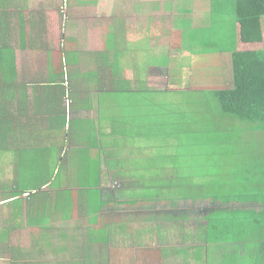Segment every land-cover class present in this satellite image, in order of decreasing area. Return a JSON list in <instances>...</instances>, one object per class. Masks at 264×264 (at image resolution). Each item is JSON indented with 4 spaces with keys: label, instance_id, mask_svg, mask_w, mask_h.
<instances>
[{
    "label": "crops",
    "instance_id": "1",
    "mask_svg": "<svg viewBox=\"0 0 264 264\" xmlns=\"http://www.w3.org/2000/svg\"><path fill=\"white\" fill-rule=\"evenodd\" d=\"M113 1L120 4H117L118 9L112 16H107L102 9L106 2ZM0 4L4 6L2 9L5 10L11 25L10 34L13 35L14 48L18 45L23 51L46 49L55 54L62 51L66 54L78 47L82 50L83 57V59H73L68 65L66 56L62 54L66 92L58 104L60 106L55 107L56 115L59 114V117L55 116V122L42 123L37 117L34 124L27 121L17 124L16 128L22 129V137L19 138L20 132L7 135V150L0 162L2 172L0 185L5 183L13 190L20 186L28 187L30 195L26 197L36 195L30 204V211L34 215H30L27 207L29 204L26 202L23 209L25 215L23 228L11 232L10 237L7 238L18 251L27 254L19 260L18 251L17 253L15 251L14 258L16 257L23 264H167L172 259L180 258L174 252L176 249L174 242L179 246L178 249L183 247L180 237L172 234L168 242L167 237L162 234L159 237L157 234H147V231L135 229L141 227L144 222L136 219L133 224L131 220L135 218L129 216H133L134 210L139 212L136 206H141V202L130 206L129 221L120 219L113 221L103 218L105 211L111 213L112 211L111 208L103 207L98 201L100 211L96 215L99 219H95L92 217L94 213H88L89 206L91 210L94 201L89 205L91 200L88 199L87 203L82 204V197L78 194L77 187L80 180L95 176L94 169L100 164L94 178L101 181L97 195L106 190L105 178L115 189L126 181L130 183V188L125 189L126 191L133 192L136 189L134 180L138 178L137 176H129L127 173L125 179H118L122 169L120 163L115 165L117 160L114 156L118 155L116 149L124 145L123 142L117 144V140L125 138L124 132L127 129H123V124L116 118H108L107 112H103V108L112 109V102L104 101L102 98L112 94L102 92L110 89L112 67L115 70L122 68L120 77L117 76V82L134 84V87L139 86L141 89L154 91L157 89L146 87L152 73L147 79H141L140 84L136 72L132 78L126 77L135 66L128 67L124 61L119 64L117 61L123 60L124 54L118 55L117 58L112 57L113 54L140 52L141 56L143 53L138 45L144 41L148 47L163 52L172 53L180 50L177 44L181 41L180 32L185 28L184 26L196 29L199 37L229 35V42L225 47L209 41L207 47L202 50L213 48L216 50L203 53L204 59L210 55H220L221 52H228L231 58L233 50L252 51L256 48H264V43L253 45L245 44L240 40V26L234 18L228 16V12L233 11L235 0H0ZM16 4L22 5L14 7ZM99 13H103V18L99 16L95 18V14ZM160 15L164 17L170 15L169 25L172 32L170 34L174 35L173 39L170 35L168 41L164 37L151 38L154 34L152 22ZM132 17L135 19L134 25H131ZM225 18L231 20L230 25L220 24ZM215 27H219L222 33H214ZM20 34H26V42L20 41L22 40ZM24 44L26 47L22 48ZM56 45H60L61 49L56 51ZM153 53L156 54L155 51ZM127 58L135 61L137 54L129 53ZM223 58L224 55H220L221 62ZM54 62L56 63V58ZM48 64L43 63L42 67H46L43 73L46 75L42 77L34 75L37 72L36 62L24 64L22 70L24 75L20 77H24L28 85L34 83V76L38 82L43 83L49 73ZM90 71L91 75H89ZM188 79L182 73L180 78L175 79V83H168L166 77V86L171 84L172 89L168 87L171 91L174 86H178V90L181 84L188 82ZM101 105L102 109H100ZM28 115L31 118L32 113L28 111ZM42 115L47 118L46 111ZM103 115L105 118L101 124ZM33 129L35 131H32ZM75 180L78 182L77 187L71 185ZM25 190L27 193V189ZM0 205L3 207V204ZM116 209H120V206ZM30 217L35 221L32 225L28 223ZM128 223L133 224L134 227H128L130 226ZM89 224L106 226L107 233L120 229L122 231L120 234L128 233L126 230H130L131 233L137 230L142 234L123 236L114 233L108 236L110 244L104 246L94 242L98 229H95V225L90 227ZM123 224L127 225L126 229L122 227ZM151 236V242L146 244ZM122 240L130 243L132 248H125L126 244L124 248L116 246V242L121 243ZM28 252L29 258H27ZM113 254H117L118 257L111 259ZM165 254L168 257H165ZM98 257H102L103 260L96 261ZM5 261L10 264L9 254Z\"/></svg>",
    "mask_w": 264,
    "mask_h": 264
},
{
    "label": "trees",
    "instance_id": "2",
    "mask_svg": "<svg viewBox=\"0 0 264 264\" xmlns=\"http://www.w3.org/2000/svg\"><path fill=\"white\" fill-rule=\"evenodd\" d=\"M3 7L0 4V162L7 150V135L11 136L20 132L19 138L23 136L22 129L16 128L17 124H23V121L34 124L37 117L38 121L42 123L43 121L45 123L48 121L50 123L55 122V116L59 117V114L56 115L55 107L61 102L62 96L66 92V88H64L66 74L64 64H62L64 61L62 52L61 61L57 60L55 63L53 59L48 64L49 73L43 83L35 79V76L38 77L37 74H34V83L30 85L26 83L24 77H20L22 75L17 68V46L15 49L12 45L11 25L5 10L2 9ZM232 10V13L228 12V16L234 18L237 25L240 26V40L245 44L264 43V0H235ZM184 27L180 32V37L184 42H187V45L174 52L176 54L188 52L195 56L204 52V50L198 49L201 40L196 34V29H192L191 26ZM19 37L22 39L20 41L26 42V34H20ZM24 47H26L25 44L22 45V48ZM50 53L53 54V52ZM124 53L116 52L112 57L117 58L118 55L122 56ZM163 54L167 58V52H163ZM172 63L173 60L170 58L164 60L161 62V68L166 71V77L170 83H175V79L180 78L184 71L181 68L172 67ZM157 64L158 62H156V66H158ZM231 66L232 72L227 73L230 80L227 82L224 79L226 72L222 73V77L217 79V83L213 85L215 88L209 87V90L207 89L208 100L218 104L222 118L229 117L237 122L248 124L250 125L248 127L250 133L257 132L264 135V48H256L252 51L233 50ZM111 70L110 89L104 90L102 93L176 92L171 91L168 87L162 91L141 89L139 86L130 87V83H120L116 80L117 76L120 77L122 68L115 70L112 67ZM134 72L137 75L138 67H134ZM137 81L138 84L141 83L139 78ZM220 81L222 83H219ZM30 90H33L32 94L29 92ZM16 99H18L17 103ZM39 109L42 113L46 111L47 118L42 115ZM28 111L32 113L31 118ZM64 116L66 120V114ZM64 122L62 123L63 126ZM253 134L256 135V133ZM257 136L259 135L253 136L250 140L260 141L259 138H256ZM253 159L262 165L261 171L246 170L244 174L246 179L257 180L251 185L249 183L243 185L244 193L230 192L226 198H222L221 195L210 194L209 190L217 191L216 184L207 186L208 194L205 196L202 194L203 192H189L188 187H184L187 186L186 182H182L184 185H173L166 184L167 180H155L156 182L154 181L141 192V195L148 194L143 197L145 201L126 202L131 206L141 202V206H136L139 212L134 210L132 215L142 216V220H137L143 221L144 224L135 229L147 231V234H157L159 237L160 231L166 225L168 226L167 229H173L175 236L180 237L183 243L181 249L174 251L180 257V264H264V152L260 149L257 158ZM99 167L100 164H97L94 169L95 176ZM143 169L139 168L137 171ZM1 175L2 172L0 171ZM95 176L90 178L92 183H95L93 182ZM96 179L97 187L101 181L98 182ZM141 180L148 179L145 177L138 178V181ZM135 186L145 185L142 183V185L135 184ZM164 187L166 189L173 187L174 189H183L186 193L181 191L165 193L161 191ZM154 188L158 189V192H150ZM192 188H198V186L192 185ZM25 189H27V193ZM124 190L119 187L117 191L121 194ZM245 190L260 192L249 194L251 192ZM28 192H30L28 187L20 186L13 190L10 185L5 183L0 185V204H3L0 249L4 244L7 248L6 253L0 255V259L5 261L9 254L11 257L10 264H23L19 260L27 256L25 252L18 251L7 238L10 237L11 232L23 228L25 217L23 209L26 202L29 204L27 207H29L30 215H34L30 211V204L36 195L26 197L30 195ZM120 197L125 198L123 195ZM210 200H212L211 207L208 203ZM99 211L100 208L97 212ZM97 212L94 213L95 219H99V216L96 215ZM88 213L91 214L90 206ZM28 220L29 225L35 222L31 217ZM131 221L133 224L136 222L134 219ZM89 225L90 227L95 225V229H98L94 242L104 244V246L110 244L108 236L117 234L116 231L107 233L105 231L106 226ZM122 227L126 229L127 225L123 224ZM90 233H92L91 228ZM151 239L152 236L146 241V244H149ZM125 244V248H132L131 244L126 243V241L116 242V246H121V248H124ZM15 251L16 253L18 251L19 260L14 258ZM205 253L209 255L207 261H204ZM29 256L30 253L28 252L27 258ZM164 256L168 257L166 254Z\"/></svg>",
    "mask_w": 264,
    "mask_h": 264
},
{
    "label": "rangeland",
    "instance_id": "3",
    "mask_svg": "<svg viewBox=\"0 0 264 264\" xmlns=\"http://www.w3.org/2000/svg\"><path fill=\"white\" fill-rule=\"evenodd\" d=\"M117 4L119 5L120 2H106L102 10H105L107 16H112L114 11L118 9ZM17 5L22 4H16L14 7ZM98 16L103 18V13L95 14V18ZM169 16L165 15L164 17L160 15L159 18L152 22L154 34L151 38L164 37L168 41L171 36V39H173L174 35L170 34L172 32L170 31L169 22L171 20ZM130 20L131 25H134L135 19L132 17ZM230 23L231 20L225 18L220 24L226 26L230 25ZM213 32L222 33L219 31V27H215ZM201 36V42L198 44L199 50L207 47L206 45H208L209 41L216 42L220 47H225L229 42V35L215 34L214 36ZM52 39L54 40V38ZM186 45L187 42H184L182 39L177 44L178 48H183ZM16 46L18 54L17 68L19 67L18 71L20 75H24L22 71L24 64L36 62L37 72L35 74L38 77L45 76L46 73L44 74L43 72L46 71V67H42L43 63L48 64L49 61H53L55 52L51 55L50 51L46 49L23 51L19 49L18 45ZM138 47L143 53L141 55L143 59H141L140 52H125L123 60H118L117 62L120 64L124 61L128 67H138L136 78L140 80L147 79L152 73L153 75L149 83L146 84V87L156 88L161 91L166 87L172 89L170 84L166 86V82L169 79L166 81V71L161 68V62L169 59V57H173L172 67L181 68L184 71L183 75L189 76L188 82L181 84L178 90V86H174L173 91L176 92L171 93H146L145 91L136 93L127 91L118 94L113 93L111 96H104L102 98L104 101L112 102V109L106 110L102 105L100 109L103 108L102 110L103 112H107L106 116L108 118H116L123 124V129H127L124 132L125 138L117 140V144L123 142L122 144L124 145L116 149L118 155L114 156L117 160L115 165L120 163L122 169L121 175L118 174L120 178L117 176L116 178L125 179L128 173L129 176L145 177L148 180L138 181V178H136L134 185H142L144 183L145 186L136 187L133 192L124 190L119 194L118 188L116 187V190L110 181L105 178L106 190L100 193V195H97L100 187H96L97 183L95 179H93L95 183H92L90 179L80 180L79 187L76 186L78 182L75 180L71 182V185L78 188V194L82 197V204L84 202L87 203L89 200L91 202L94 201L91 204V213H95L100 208L98 207L99 201L103 207L107 209L111 208L112 211V213L105 211L103 218L113 221L118 219L129 221V217L135 218L134 220H142L143 217L129 216L131 205L126 202L133 200L145 201L143 197L148 194L141 195V192L158 179L164 181L170 180L169 183L166 181V184L173 185L186 182L187 186L185 185L184 187H188L189 192H203L202 194L205 196L208 194L207 186L213 184H216L215 188L219 193L215 190H209L210 194L221 195L222 198H226L230 192H235L236 194L244 193L243 185L246 183L251 185L257 180L246 179L244 172L246 170L261 171L260 167L262 165L253 158H257L260 149L264 152V135H262L263 133L253 132L259 135L256 138H259L260 141L250 140V138L252 139L253 136H256L248 130L250 125L237 122L229 117L222 118L218 104L216 102L211 103L206 94L209 87L215 88L213 85L217 83V79L222 77V73L226 72L224 79L227 82L230 80L229 75L227 76V73L232 72L230 54L228 52H221L220 55H224L223 62L220 61L219 54L207 56V59H204V56H202L203 53L215 51V48L201 52L196 56L189 53L177 55L175 52H172L174 53L172 54L168 51L169 57L167 56L166 58L163 51L148 47L145 41L138 45ZM55 48L58 51L60 45H56ZM153 50L156 54L153 53ZM62 53L66 56V64L68 65L72 63L73 59H83L82 50L78 49V47L77 49L75 47V50L72 52L65 54L62 51ZM129 53H136L137 59L135 61L129 60L127 58ZM94 59L95 57L92 58V60ZM57 60L61 61V52L56 53V62ZM156 62H158V66H156ZM153 66H156V68ZM133 74L134 67L131 68L126 77L130 79L133 77ZM89 75H91V71ZM222 81L219 83H222ZM132 86L134 84L130 85V87ZM29 92L32 94L33 90ZM17 102L18 99H16ZM104 118L103 115L101 124ZM261 139L263 140L261 141ZM139 168L144 169L136 171ZM96 180L99 182L98 178ZM123 183L119 184V187L124 189L130 188L129 181ZM192 185L198 186V188H192ZM162 189L161 191L165 193H174L175 191L186 193L185 190L174 189V187L170 189L164 187ZM245 191L251 192L249 194H258L260 192ZM150 192H158V189L154 188ZM121 195L125 198H121ZM211 201L208 202L210 207L212 206ZM119 206L120 209H116ZM0 209H2L1 205ZM2 218V211L0 210V227L2 226ZM128 224L130 225L128 227H134L133 224ZM167 227L166 225L160 232L167 237L166 240L169 242L172 238L170 235L175 234V231L170 228L167 229ZM115 231L117 234L122 233L120 229H116ZM126 231L128 233L120 235L135 236L136 234L134 233H139L137 230L133 233L130 230ZM137 236L143 237V235ZM174 247L176 249L179 248L176 242H174ZM6 251V244H4L0 249V255L5 254ZM117 257V254H113L110 258L115 259ZM208 258V253H205L204 261H207ZM179 259H172L167 264H180ZM100 260H103L102 257H98L96 261ZM4 263L7 264L4 260L0 259V264Z\"/></svg>",
    "mask_w": 264,
    "mask_h": 264
},
{
    "label": "clouds",
    "instance_id": "4",
    "mask_svg": "<svg viewBox=\"0 0 264 264\" xmlns=\"http://www.w3.org/2000/svg\"><path fill=\"white\" fill-rule=\"evenodd\" d=\"M63 13L65 14V11H64ZM64 14H63V15H64Z\"/></svg>",
    "mask_w": 264,
    "mask_h": 264
}]
</instances>
